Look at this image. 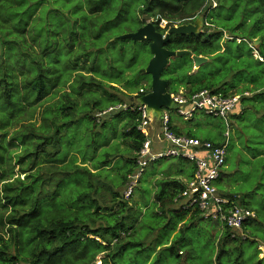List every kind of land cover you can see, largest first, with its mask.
Instances as JSON below:
<instances>
[{
  "label": "trees",
  "instance_id": "1",
  "mask_svg": "<svg viewBox=\"0 0 264 264\" xmlns=\"http://www.w3.org/2000/svg\"><path fill=\"white\" fill-rule=\"evenodd\" d=\"M112 1L69 0L68 5L66 2L58 5L59 0H0V68L12 65L11 71L5 70L0 74L1 81H6L0 82V92L4 102L12 108L15 107L14 96L18 93L21 111H25L28 96L24 86L34 81L43 82V87L35 98L36 104L43 103L41 110H37L40 124L38 125L37 121L35 125L42 130L46 125V130L35 134L40 137L37 138V142L33 141L29 146L30 151L20 166L21 176L26 175L25 177L29 179V173L36 174V171L40 170L42 166H38V162L46 149H49V152L43 166L67 176L66 181L57 184L54 194L51 193L50 184L49 188L45 186V192L49 194L46 198L47 204L51 206V202L56 203L51 209L57 215H50L52 211L42 214L41 199L33 198L35 192L32 193L33 199L29 197V189L33 182L27 186L29 189L23 185L20 189H17L18 186L10 188L11 179L19 181L23 179L14 178V175L13 177L0 175V182L3 183L0 189V264H93V261L87 260L89 255L93 254L95 259L98 253L114 251L109 245L103 246L89 238L90 235L99 237V232L92 230L90 224L96 223L100 217L99 210L94 213L91 211L99 209L98 201L91 196L95 193V189L101 193L111 194L112 202L121 195L105 191L96 182L92 184L96 179L105 177L103 173L116 172L119 168L118 164L122 162L126 169L121 176V182L117 184L121 189L129 180L128 176L134 174L136 169L138 171L140 169L138 157L146 139L138 130L141 116L137 107L139 99L151 91L138 93L130 87L131 85H127L126 89L122 88L123 85L118 82H131L129 77L132 71L127 68L116 69L115 48L121 45L118 46L120 54H123V57L125 52L129 54V47L124 46L129 45L127 39L122 40L118 36L135 33L145 26L147 22H144L143 16L156 18L152 23L162 34L176 26V22H179V26L191 24L201 16L204 22L210 25L208 32H204L203 29L198 34L171 36L165 44L168 50L188 51L191 55L174 57L179 63L169 62L161 77L168 82V90L172 83L178 84L173 92L184 88L189 95L202 90L225 96L245 93V91L253 94L252 97L242 100L247 106L244 113L235 116L242 129L243 142L242 145L235 143L231 150L238 148L239 156L244 161L243 166L248 168L249 164L251 168L255 167V170L252 172L251 168H248V172L252 173L246 176L239 168L241 165H237L233 160L230 164L228 158L224 171L229 164L233 173L228 174L226 180L231 186H227L228 189L224 188L223 191L218 188V184L223 183L226 174L223 171L217 188L221 197L236 206H238L237 201L242 198L241 194H245L247 190L254 189L255 195L259 191H264V10L261 7L254 8V14L247 20L252 22L251 25L255 30L249 36L247 43L245 37H238L235 33L219 27L218 22L210 16L211 6L207 4V0H139L135 6L138 27L114 34L112 32L115 31V21L109 18L107 12ZM258 1L264 3V0ZM134 3H137V0H134ZM25 13L28 15L25 20L15 21ZM62 13L67 15V23L55 19V15ZM163 21L168 23L165 28L161 27ZM205 23L203 28H206ZM225 35L230 39H226ZM141 43L150 46V42L146 40ZM255 43H259L258 46H255ZM254 52H257L258 57L254 56ZM193 56L207 58L209 61L196 69ZM213 58L220 60V68L215 73L209 74L205 72V67ZM147 66L140 68L138 75H147ZM167 69L168 72L164 76ZM116 70H121V77H115ZM26 71L28 73H25ZM11 77L15 83L10 81ZM242 85L243 88H240ZM233 89L237 90L231 92ZM130 95H134V99L127 101L129 97L132 98ZM124 104L129 108L104 114L110 108ZM43 113H46L47 118ZM83 119L92 126L85 127L78 124ZM106 119L111 120L108 122ZM20 123L24 124L23 121ZM30 123L34 124L33 121ZM75 124L77 126H74ZM117 125H122L124 132L118 133ZM1 126L7 131L6 135L2 136L10 139L12 145H16L14 141L16 135L15 133L12 135V129L11 131L8 129L10 126L15 127V123H2L0 128ZM170 126H172L171 122ZM171 129L176 134H181L175 127ZM10 132L11 134H8ZM185 135L198 138L193 134ZM119 140L127 141L128 156L121 154L123 150L120 148ZM206 141L215 145L222 144ZM64 146L67 147V151L63 150ZM13 148H11V158L14 153ZM62 152L64 158L57 159ZM88 161L96 165L95 173L86 165ZM114 161L117 163L112 171H109ZM194 171L193 165V173L187 175L189 178L186 180L193 177ZM232 175H235L234 179L231 178ZM91 180L93 182H90ZM101 180L105 186V181ZM27 181L25 179V182ZM165 186L157 195V200L162 205L172 203L185 190L184 181L181 183L178 180H171ZM74 191H77L76 195H73ZM26 207L28 210L25 209ZM9 208L11 212L7 214ZM245 208L253 211L256 217L244 223L241 230L243 234L240 237L247 240L245 235L254 236L253 241L256 243L258 253L256 264H261L264 261V257L260 258L261 250H259L260 244L264 246L262 224L254 232L252 230L260 214L257 209ZM150 213L149 216L145 215L141 223L142 230L147 226L155 230L164 223V216L153 210ZM141 214V210L133 207L124 214L125 219L128 220L122 225V229H128V235L124 239L126 241L132 238L133 242L122 243L118 248V256L110 255V263L128 264L124 258L121 260L120 255L125 256L128 254V249L137 247L138 242L141 243L135 235L136 230L133 236L129 234L131 229L138 228L136 223ZM189 214L191 220L185 223L173 244L164 249L174 250L176 245H182L185 242L186 231L190 230L188 224L191 223L193 226L192 222L196 219L219 224L204 218L200 209L195 207L174 212L172 224L169 223L168 228H165L172 233L178 222L185 220ZM148 217L162 219L161 226L155 225L156 220H148ZM219 232L220 239L217 244L221 248L218 251L216 264H222L227 255L231 263L239 264L243 254L238 248V243L243 240L238 234L222 225ZM105 233H109L108 230ZM116 235L112 234L110 241H113ZM141 235L143 237V234ZM12 248L15 249L14 255L10 252ZM152 249L148 251L151 252ZM181 253L179 249L178 256H185V253L183 255ZM139 255L140 253H137L136 257Z\"/></svg>",
  "mask_w": 264,
  "mask_h": 264
},
{
  "label": "rangeland",
  "instance_id": "2",
  "mask_svg": "<svg viewBox=\"0 0 264 264\" xmlns=\"http://www.w3.org/2000/svg\"><path fill=\"white\" fill-rule=\"evenodd\" d=\"M56 1V0H54ZM60 3L58 5H62L63 2H66L65 0H59ZM67 5L70 3L69 0L66 2ZM139 3V0H137V3H134V0H113L110 8L108 9V16L109 18H113L115 21V31L112 33L114 34H120L127 32L129 30H134L138 27V20H137V14L135 10L136 4ZM207 4L211 6L210 16L215 21L218 22L219 27H223L226 31H230L235 33L238 37H245L247 39V43L249 41V36L255 32L253 26L251 25L252 22H247L249 20V17H251L254 14V8L261 7L262 10H264V3L263 1H252V0H207ZM113 6V7H112ZM112 7V8H111ZM55 15V14H53ZM258 13H257V20H258ZM27 13H25L22 17H19L15 19V21H22L27 18ZM55 19L67 23V15L65 16L63 13L55 15ZM142 19L144 22H154L156 18H151L150 16H143ZM253 21V20H252ZM175 23V21H174ZM167 22L163 21L161 23V26L165 28L167 26ZM176 26H179V22H176ZM127 34V33H126ZM229 35H231L228 32ZM125 34H121L118 36V38L124 36ZM129 45L125 44L124 46L129 47V54L127 55L126 52L124 54H120L118 45L115 48V61H116V69L122 68V69H129L132 71L131 76L129 77V80L131 82H118L121 83V86L123 85V89H126L127 85H131L130 87L138 93L141 92H147L151 91V84H152V78L150 75H138L140 68H145V66L148 65L151 56L150 48L144 45L143 43H134L131 41V39H127ZM120 42V41H118ZM257 52H254V56H256ZM123 57V60L121 59ZM179 63V60L171 58L170 64L172 63ZM220 60L218 58L210 59L209 65L205 67V72L215 73L219 68ZM125 66V67H124ZM12 65L9 64L8 66H3L0 68V74L7 71H11ZM106 69V67H105ZM30 72V71H29ZM32 72V71H31ZM168 72V69L166 70L164 76ZM202 72H204L202 70ZM25 73H28L27 71ZM110 73V72H109ZM207 73V74H208ZM201 74V73H200ZM199 75V74H198ZM121 70L115 72V77H121ZM138 77V79H137ZM197 77V76H196ZM11 82H13L12 77L10 79ZM9 81V82H10ZM0 82H6L5 80L0 79ZM15 83V82H13ZM177 83V82H176ZM178 84H173L170 87L169 91L170 93H174L173 89ZM24 86V85H23ZM120 86V87H121ZM244 85H242L240 88H243ZM22 87V86H21ZM27 89V96H28V105L26 104V110L21 111V106L19 105L20 94H16L14 96V102L15 107H10L7 103L4 102L3 97L1 96L0 92V125L2 123H15L14 126L8 127V129L13 130L12 135H16L15 144L12 145V142L10 139H7L6 137H3L2 135L7 133L5 127L0 128V175H5L8 177L18 178L20 177L23 179L22 181L11 179L10 182V188L17 187V189H20L23 186H26V189H29L27 186L30 184V182H33L31 185V188L29 189V197L32 198V193L35 192L33 198H40L41 199V212L42 214H47L49 211H52L50 215L56 214L53 209H51V206L54 207L56 203L51 202V206L47 204L46 198L49 197V194L45 192L46 188H49V184L51 187V193L54 194L57 184L61 183L63 180L66 181L67 176H62L59 172H53V169H50L49 167H44V160L46 159V155L49 152V149H46L45 152H42V157L40 161L38 162V166H42L39 171H36L35 173H29V179L25 177L26 175L21 176L20 172V166L23 164L22 161L26 159V154L30 151V144L34 141L37 142L40 136L35 135L37 133H41L44 130H46V125L43 127L44 130L36 128L35 123L39 120V113L37 110H41L43 107V103L36 104L35 98L37 93L40 92V90L43 87V82H30L26 86H24ZM17 90H19L18 87H16ZM237 89L231 90V92H235ZM224 91V90H223ZM245 93H250V91H245ZM244 93H239V95H242ZM132 96V95H130ZM134 96V95H133ZM129 98L127 101H132L134 98ZM36 104V105H35ZM167 111V110H166ZM244 112V111H243ZM168 113L171 117V125L172 127H175L178 132L181 134H193L196 135L198 138L203 140H211L214 142H224L223 139V133L225 130L230 128L232 131V137L230 139V146L229 149L231 150L234 147V144L239 143L242 145L241 142H243V133L242 129L239 126L237 120L235 119V116L229 118L228 123L229 126H226V122L223 119H218L214 117H210L205 115L204 113H197L193 120L190 122L183 121L175 112V110H168ZM243 114V113H242ZM240 114V115H242ZM45 118H47L46 113H43ZM108 115V114H107ZM238 115V116H240ZM111 119H106V121L110 122ZM24 122V124H21L20 122ZM33 121L34 124H31L30 122ZM28 122V123H25ZM18 123H20L19 126ZM40 122L38 121V125ZM78 124L85 125V127L92 126L90 122L83 119ZM261 124H263L261 122ZM159 126L158 121L156 120L154 126ZM74 126H77L75 124ZM14 127V128H13ZM116 128L121 130L120 132H124L122 125H117ZM8 134H11L8 133ZM239 135V137H238ZM239 138V140H238ZM126 139V138H125ZM120 141V140H119ZM121 143V150L123 156H128L127 149H128V143L127 141H120ZM12 145V146H11ZM161 145H156L157 148H159ZM13 148L12 151L14 153L12 154V158L10 157L11 154V148ZM64 151H67V147L64 146ZM118 150V149H117ZM54 152L52 151V154ZM229 163H232V160L234 163H237L239 168H241L246 176L251 175V173L255 170V167L251 168V166L248 164V168H251L252 172H248V168L244 167V161L241 160V156H239V149L235 148L233 151H229ZM113 154V153H111ZM64 158V153H60L57 157V159ZM56 159V158H54ZM17 163V165H16ZM118 169L116 172H106L103 173L105 177H102L105 181V186L102 182V180H95L92 185L99 184L102 189L104 188L105 191H109L110 193L118 194V191L120 188L117 186L121 182V176L124 175L123 172L126 169L125 165L120 162L118 164ZM229 164L227 169L224 171L225 176L223 177L222 184H218V188L223 191L224 188L226 189L228 185V181L226 180L227 175L232 174L233 170L229 168ZM168 171V172H167ZM167 172L166 174H164ZM181 172L184 176L191 175L193 173V164L189 162H185L179 159H171V160H163L158 163L151 164L145 171L144 174L141 176V181L139 184V188L145 190L146 189V181L149 177L152 176L155 177L158 175H169L173 177H180ZM1 177V176H0ZM232 179L235 178V175L231 176ZM25 179L28 181L25 182ZM78 179V178H77ZM231 179V183L233 182ZM32 180V181H31ZM76 180V179H75ZM25 182V183H24ZM90 182H93L91 180ZM3 183L0 182V189L2 187ZM45 186H47L45 188ZM151 186H154L153 181H151ZM228 189V188H227ZM1 192V190H0ZM138 192V191H137ZM264 191H259L257 194H254V189L247 190L245 194H241L240 200L237 201V205L239 207H249L251 209H257L259 211V218L256 221V226L252 227L253 232L258 228L260 224H262L261 230L264 234ZM107 193V192H106ZM77 191L73 192V195H76ZM28 196V193L26 197ZM32 198V199H33ZM135 201L140 202V197H136L133 199ZM121 206L114 211L113 207H111L112 212L111 215L108 216L107 223H112L111 219H115L117 217H124V214L127 210H129L130 203L126 202L124 200H119ZM3 203V202H2ZM28 210V207L25 208ZM11 212V208L7 210V214ZM151 212V211H150ZM148 212L146 216H149L151 213ZM57 215V214H56ZM149 219L156 220L154 223L155 225L161 226V220L154 217H148ZM161 221V222H160ZM127 223V222H126ZM193 226H191V223L188 224L190 226V230H187L185 235V242L182 245L175 246L174 250L171 249H163L157 252L154 259L150 264H216V258L218 255V251L221 248L219 246L218 240L220 239V226L213 222H207V221H201L200 219H196L192 222ZM232 232L239 235V237L243 234V231H236L232 230ZM165 233V231H164ZM250 233V231L248 232ZM247 236V240H243L241 243H238L239 250H242L243 259L239 264H256L258 253L256 251L257 246L256 243L253 241V235H245ZM8 237V236H7ZM138 240H140L138 238ZM128 242H133L132 238L126 239ZM125 241V242H126ZM118 251V248H116ZM115 249V250H116ZM179 249L185 253V256H178ZM150 250V249H149ZM141 249L139 247H132L127 250L128 254L124 256V254H121V260L124 258V261L128 264H146L144 260L148 259L150 256L145 257V252L142 253L140 257H136V253H141ZM11 254H15V249L12 248L10 250ZM150 252V251H148ZM264 256V250L262 252ZM136 257V258H135ZM236 259V257H235ZM139 261V262H137ZM23 264V263H21ZM222 264H237L230 262V257L227 255L226 258L223 259ZM261 264H264V261L261 262Z\"/></svg>",
  "mask_w": 264,
  "mask_h": 264
},
{
  "label": "built area",
  "instance_id": "3",
  "mask_svg": "<svg viewBox=\"0 0 264 264\" xmlns=\"http://www.w3.org/2000/svg\"><path fill=\"white\" fill-rule=\"evenodd\" d=\"M250 95L244 93L225 96L209 90L189 95L184 88H180L177 92L171 93L173 106L170 110H175L185 122L192 121L197 113H205L223 119L228 127V120L235 115L242 98ZM128 108L127 104L119 105L110 108L104 114ZM137 109L141 116L138 130L146 140L138 157L140 169L127 187L126 197L132 194L137 180L151 164L161 160L179 159L192 163L195 171L190 180L184 181L185 190L175 202L181 198L187 199V209L197 207L207 220L236 231H241L246 221L256 217L253 211L232 204L218 193L217 182L226 167L228 147L232 137L230 128L224 131V142L215 145L210 141L173 132L168 109H163L162 118L158 121L159 126H154L156 120H152L148 115L145 105L139 104ZM156 145L161 146L157 148Z\"/></svg>",
  "mask_w": 264,
  "mask_h": 264
},
{
  "label": "crops",
  "instance_id": "4",
  "mask_svg": "<svg viewBox=\"0 0 264 264\" xmlns=\"http://www.w3.org/2000/svg\"><path fill=\"white\" fill-rule=\"evenodd\" d=\"M225 38L228 39L229 37L227 35H225ZM255 46H258L257 43H255ZM255 55H256L255 57H258L257 53ZM252 96H253V94H251L248 97H243L242 100H244V98L247 99V98H250ZM242 100L238 106V109L235 112V115H233V116H238V115L244 113L243 111H245L247 109L246 104H244ZM117 130H118V133H121L120 132L121 130H119L118 128H117ZM229 156H230V153H229V147H228V158H229ZM116 163L117 162L114 161L110 165L109 171H112V168L115 167ZM86 165L91 169V171L93 173H95L94 166H96V165H94V162L88 161ZM146 169H145V171H146ZM145 171L142 174H144ZM167 172H165L164 174H166ZM137 173H138V169H136V172H134V174H131L128 176L129 180L127 181L125 187L121 188L118 191V193L121 195V197L117 198L116 201H113V202L111 201V199L113 198V196L111 194H108L106 192L101 193L99 190L97 191V189H95V193H93L91 196L93 199H96L98 201V207H99V209L98 208L95 210L92 209L91 211H92V213H94V212H97V210H99L100 217L98 218L96 223L94 222V223L90 224L91 225L90 227L92 228V230L99 232L98 233L99 237H95V236L90 235L89 238L99 242L103 246L109 245L110 248L114 250L112 252L106 251V252H102L100 254L96 253L97 255H96L95 259H93V254L89 255L87 257V260L93 261V264L94 263H96V264H102V263L109 264L110 263V259H109L110 255L114 254V255L118 256L119 251H117L116 248H119L121 246V244L125 242L124 238L126 237V235H128V231H127L128 229H126V230L122 229V225L125 224L126 222H128V220L125 219V217H117L115 219H111L112 223H107V221H108L107 218H108V216L111 215V212H112L111 207H113V209H115L114 211H116L121 206V204L119 202L120 199L124 200L126 202H129L131 208L133 207L135 209H139L142 212L141 216L139 217L138 223H136L138 228L135 227V229H131L129 234H130V236H133L135 234V230L137 231V234H135V235L140 239L141 243L138 242V244L136 246L142 250L141 253L139 252L140 253L139 257L142 255L143 252L146 253L145 257L150 256L148 259H146V261L144 260V262H146V264H150L152 262V260L154 259L155 255L157 254L158 251L163 250L164 248L171 246L173 244V242L175 241L176 237L178 236L179 232H181L183 230L185 223L188 222L189 219L191 220L190 214L187 215L186 219L178 222L176 229H174V231H172V233H170V231L166 228H168V224L170 223V225H171L172 221L174 220L173 213L176 211H179V210L180 211L188 210L186 208L187 199L185 200V199L181 198L178 202H175V200H176L175 199V200H173L172 203H168L165 205H162L157 200V195H158L159 191L163 187H166L165 186L166 183L168 184L171 180H178L182 183V181H186V179L189 178L188 176H184L182 172H181L180 177H173V176L164 175V174L163 175L157 174L155 177L152 178V176H151L147 179V181L145 183L146 189L143 190V189L139 188V184H140L141 176H142L141 175L140 178L137 180L136 186L134 187L132 194L129 197H126L125 191H126L127 187L130 185V183L133 181V179L135 178ZM151 181H153V183H154L153 187L151 186ZM173 195H174V193H173ZM135 196L140 197V200H139L140 202L133 200L135 198ZM178 197H180V195ZM154 204H156V205H154ZM152 210L155 211L156 213H158L160 216H164V218H165L164 223L161 227H158L155 230H151L148 226H147L148 229L146 228L145 230H142V228L140 227L141 223L145 219V215ZM106 230H108L109 233H105ZM164 231H165V233H164ZM112 234H117V235L113 241H110L111 240L110 237ZM141 234H143V237ZM133 240L135 241L134 238H133ZM150 248H153V249L151 252H148V249H150ZM259 250H261L260 258H263L264 256H263L262 252L264 250V246L262 244H260ZM136 255H137V253H136ZM181 255H183V252L181 253ZM110 264H113V263H110Z\"/></svg>",
  "mask_w": 264,
  "mask_h": 264
},
{
  "label": "water",
  "instance_id": "5",
  "mask_svg": "<svg viewBox=\"0 0 264 264\" xmlns=\"http://www.w3.org/2000/svg\"><path fill=\"white\" fill-rule=\"evenodd\" d=\"M204 18L198 17L194 23L171 27L165 34L157 31L156 26L149 22L135 33L125 34L120 39H131L134 43L150 42L152 58L146 68V74L152 78L151 92L139 99L140 105H145L148 115L152 120L160 121L163 109H172L173 100L168 90V82L162 79V73L168 66L171 58L182 55H191L188 51H170L165 44L171 36H187L198 34L201 30L208 32V27H204ZM162 27V26H161ZM163 28V27H162ZM259 43H257L258 45ZM195 68L199 69L208 62L207 58L193 56Z\"/></svg>",
  "mask_w": 264,
  "mask_h": 264
},
{
  "label": "clouds",
  "instance_id": "6",
  "mask_svg": "<svg viewBox=\"0 0 264 264\" xmlns=\"http://www.w3.org/2000/svg\"><path fill=\"white\" fill-rule=\"evenodd\" d=\"M205 26L209 27L210 25L208 23H205ZM239 95V94H238Z\"/></svg>",
  "mask_w": 264,
  "mask_h": 264
},
{
  "label": "flooded vegetation",
  "instance_id": "7",
  "mask_svg": "<svg viewBox=\"0 0 264 264\" xmlns=\"http://www.w3.org/2000/svg\"><path fill=\"white\" fill-rule=\"evenodd\" d=\"M202 17V16H201Z\"/></svg>",
  "mask_w": 264,
  "mask_h": 264
}]
</instances>
